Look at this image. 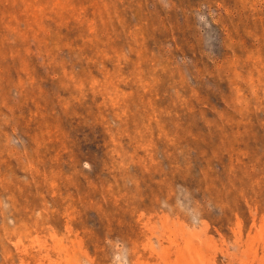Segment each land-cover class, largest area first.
Returning <instances> with one entry per match:
<instances>
[{
  "label": "rangeland",
  "instance_id": "374dc122",
  "mask_svg": "<svg viewBox=\"0 0 264 264\" xmlns=\"http://www.w3.org/2000/svg\"><path fill=\"white\" fill-rule=\"evenodd\" d=\"M0 264H264V0H0Z\"/></svg>",
  "mask_w": 264,
  "mask_h": 264
}]
</instances>
